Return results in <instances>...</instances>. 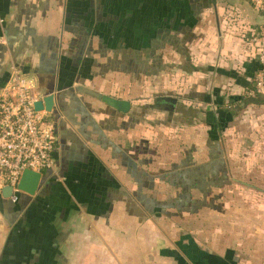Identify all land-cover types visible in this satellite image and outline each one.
<instances>
[{"label": "crops", "instance_id": "obj_1", "mask_svg": "<svg viewBox=\"0 0 264 264\" xmlns=\"http://www.w3.org/2000/svg\"><path fill=\"white\" fill-rule=\"evenodd\" d=\"M262 25L264 13L248 0H0V89L17 65L39 99L66 98L49 114L56 168L43 173L34 196L14 203L0 194V264H264V201L249 203L263 199V188L234 180L255 193L212 209L215 225L206 228L194 194L184 205L162 187L170 166L160 157L141 161L170 129L178 140L207 129L220 145L239 115L227 152L241 151L248 175L264 168V92L261 103H232L262 70L252 41ZM78 86L129 101L132 110L123 115L76 93ZM157 86L178 88L163 94L178 101L174 125L154 127L151 112H135L138 99L151 104Z\"/></svg>", "mask_w": 264, "mask_h": 264}, {"label": "rangeland", "instance_id": "obj_2", "mask_svg": "<svg viewBox=\"0 0 264 264\" xmlns=\"http://www.w3.org/2000/svg\"><path fill=\"white\" fill-rule=\"evenodd\" d=\"M158 77L159 80H162L164 81L163 83H166V78L160 76ZM158 84H160V82H158ZM157 87L158 88H156L153 92V99L150 105L151 107L147 108L149 110H146L147 113L151 112L153 114L152 122L154 125L152 126L154 127L156 126L160 127L159 126L160 124H162V126H165L166 125L165 123L168 122V119L171 120V116H172V113L170 112L168 105H164L162 107L156 106L154 96L156 95L158 97H163L166 96L163 95L166 94V92L172 91L171 92L172 94L178 92V88L164 90L161 88V86H157ZM167 97L173 98L169 96V94L167 95ZM59 99L61 100L62 103L63 100H66V98L63 95H61ZM147 101H149V99ZM73 102L76 103L77 101H73ZM137 102L138 103L135 102L136 103L135 112L137 111L138 114H142V111H144L145 108V106H143L144 104L142 103L145 101L143 99H138ZM78 105L79 106L83 105V103L81 102V104ZM243 121L244 119H242L241 116L238 115L234 122L227 124V129L225 130V132L221 134V138H219L221 142L218 141V144L220 145L215 146L214 144H212V142L209 140L207 129H205V131L204 129H202L200 138H198L196 132L193 133V131L185 130V135L189 133L190 136L189 139L187 140L186 139L178 140L179 137L178 132L177 133L172 132L170 129L169 130L170 135H166L165 137L166 142L164 144L160 145L155 142L152 145V147L145 149L146 151L145 153H141L142 154L141 161H145L144 156H146L145 157L146 160H151L156 164L158 158L160 157L165 161V164H167V166L168 165L170 166L166 174H164V176L160 178L163 184L162 187L167 188V190L170 193L175 194V196L177 195L178 199L180 200V203L184 202V205L186 204L185 202L186 200H184L187 198L186 195L189 194L191 197V195L194 194L195 199L194 201H192V203L194 204V206L199 207V211L201 210L202 215H206L205 220L200 219L201 221H203L202 223H205L204 226L206 228H210V225L212 224L215 225V221H216L215 219H213V221L212 219L209 220L210 218L209 214L212 213V209H214V211L215 209L218 210L217 207L220 206L221 210H223L224 207L222 205L224 201L226 200L230 201V199L234 194H236L237 196L238 194L240 196L242 195V197L245 198L247 192L248 193L252 192L251 190H247L246 188H244V186H242L240 183L235 182L234 180L248 181L250 184H253L254 187L264 189V178L259 177L260 174L264 173L263 165L262 168H259L257 166L255 169H252L248 175L246 170L243 168L244 167L243 163L241 164L242 161L241 151L238 152V155L235 158L231 157L232 154L227 152V150H229L231 147V141H230L231 139L229 136H231V132L233 133L232 129L236 127L235 125H240L241 122ZM170 123L171 125H174V122H170ZM182 129H188V128H182ZM258 137L260 139L259 142L260 145L263 144L261 139L264 138L261 136ZM199 149H205V150L216 149L215 150L216 153L205 152L207 154L205 158L203 154H200ZM221 150L223 152H221ZM259 150L261 151V148H259V146L256 148L254 147V151L258 152ZM120 159L122 166L128 165L129 167L131 165V162L127 159L126 156H123ZM208 159L212 160L214 163L212 164V166L207 165L210 166V169H208L209 167H203L204 166L203 164H209L208 162L205 163V161H208ZM172 164L180 165L181 166L180 170L177 169V167H171ZM177 172L179 173L177 174ZM130 173H133V170H131ZM151 180L152 182L155 181L154 178H151ZM159 180L158 182H160L161 184V181ZM170 184L171 185L173 184L175 187H172ZM157 186L160 187V185ZM168 186H170L171 190H169ZM148 187L153 188L155 186H148ZM204 193L205 194L208 193L206 197L203 195H199ZM252 193L255 192L253 191ZM23 195L27 196L26 194ZM216 200H220V201L215 203ZM258 201H264V196L263 199L254 198L252 201H249V203H257ZM211 202L214 203V206L212 204L213 207H211V212H210V210L208 209V205L211 206ZM235 203L237 205L240 204L238 201H235ZM180 223L182 224L183 222ZM172 229H175V226L174 228L172 227Z\"/></svg>", "mask_w": 264, "mask_h": 264}, {"label": "built area", "instance_id": "obj_3", "mask_svg": "<svg viewBox=\"0 0 264 264\" xmlns=\"http://www.w3.org/2000/svg\"><path fill=\"white\" fill-rule=\"evenodd\" d=\"M248 1L264 13L263 0ZM252 41L258 45L257 59L262 70L253 80L250 97L264 92V25L256 30ZM38 99L25 72L17 65L10 66L8 79L0 89V190L11 187L14 203L25 171L43 174L56 168V124L48 113L35 110Z\"/></svg>", "mask_w": 264, "mask_h": 264}, {"label": "water", "instance_id": "obj_4", "mask_svg": "<svg viewBox=\"0 0 264 264\" xmlns=\"http://www.w3.org/2000/svg\"><path fill=\"white\" fill-rule=\"evenodd\" d=\"M75 92L93 98L123 115L129 114L132 110V104L129 101L114 98L85 86L76 87ZM59 96H61V94ZM163 101L165 103L171 104L170 111L174 110V105L177 103V100L175 98L164 97ZM34 108L36 111L52 114L58 112V110H62L64 106L62 105V102L57 97V95L52 94L46 96L43 99H38L34 103ZM43 177L44 176L42 173H37L29 170L25 171L22 174V177L18 184L20 194L34 196L40 190L43 184ZM0 194L5 200H9L13 196V189L11 187H4L0 190Z\"/></svg>", "mask_w": 264, "mask_h": 264}, {"label": "trees", "instance_id": "obj_5", "mask_svg": "<svg viewBox=\"0 0 264 264\" xmlns=\"http://www.w3.org/2000/svg\"><path fill=\"white\" fill-rule=\"evenodd\" d=\"M248 91H247V93H246V95L245 96H243V97H241V98H239V99H236V100H232V103L234 102H237V103H240V104H238L239 105V108L241 107L240 105H242V104H258V103H261L263 100L261 99V97H262V95H263V92H256L255 94H254V96H251V97H248V93L251 91V90H254V88H252V86L250 85L249 87H248V89H247ZM163 98L164 97H158V96H155V98H154V100H155V103H156V106L157 107H162V106H164V105H168V107H169V110H170V106H171V104H169V103H165L164 101H163ZM158 99V100H157ZM178 102V101H177ZM151 104H149V105H146L145 106V108H144V111H142V113H144V115L147 113V111L146 110H149V109H147V108H149V107H151L150 106ZM177 103L174 105V110L173 111H170L171 113H172V116H171V120H172V118L174 117V115L176 114V112H177ZM168 120H170V119H168ZM168 122H170V121H168ZM186 122V121H185ZM187 123V122H186Z\"/></svg>", "mask_w": 264, "mask_h": 264}]
</instances>
